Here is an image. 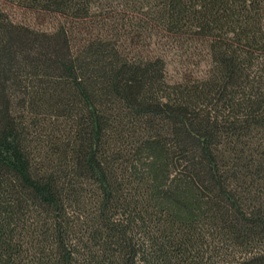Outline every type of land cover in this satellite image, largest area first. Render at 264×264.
<instances>
[{
	"label": "trees",
	"instance_id": "1",
	"mask_svg": "<svg viewBox=\"0 0 264 264\" xmlns=\"http://www.w3.org/2000/svg\"><path fill=\"white\" fill-rule=\"evenodd\" d=\"M0 2V264H264V0Z\"/></svg>",
	"mask_w": 264,
	"mask_h": 264
},
{
	"label": "rangeland",
	"instance_id": "2",
	"mask_svg": "<svg viewBox=\"0 0 264 264\" xmlns=\"http://www.w3.org/2000/svg\"><path fill=\"white\" fill-rule=\"evenodd\" d=\"M0 6L5 9L6 13L12 18L13 21L18 23H31L30 17L28 14H25L22 11H19L18 9L11 7L10 5L0 2ZM37 27L42 29V22H36Z\"/></svg>",
	"mask_w": 264,
	"mask_h": 264
}]
</instances>
